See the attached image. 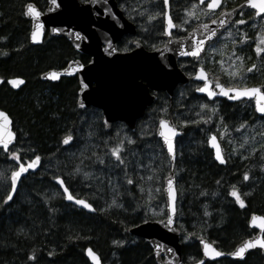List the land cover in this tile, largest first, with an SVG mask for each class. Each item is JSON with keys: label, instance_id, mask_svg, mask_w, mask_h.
<instances>
[{"label": "trees", "instance_id": "1", "mask_svg": "<svg viewBox=\"0 0 264 264\" xmlns=\"http://www.w3.org/2000/svg\"><path fill=\"white\" fill-rule=\"evenodd\" d=\"M44 1L0 0V37H5L0 39V53H4L0 54V78L21 77L25 80V85L18 91H11L6 86L0 88V108L12 117L18 136L11 151H19L22 162L31 159L34 154L40 155L42 161L40 172L22 181L24 198L18 199L17 195L11 203H4L3 198L10 189L9 178L16 166L13 159L0 150V174L3 176L0 179V264H89L85 256L88 247L99 254L103 264H155L148 244L131 236L128 230L147 220L163 218L151 213L157 201L161 205L162 193L158 194V199L149 202L150 188L145 177L148 174L146 167L150 166L153 156L159 162L153 175L158 187L162 189L163 181L171 171L169 160L155 136L161 117L172 118L175 122L179 121L178 116L184 120L198 121L180 125L184 134L179 139L182 149L175 165L177 226L182 232L184 262L193 264L198 260L200 253L195 243L198 236L206 237L224 251L231 250L250 237L253 231L248 227L249 215H264V168L261 167L264 164V135H261L264 133V118L254 113L253 103L208 102L196 96L192 86L178 90L172 100L161 93L138 123L136 132L132 133L124 124H115L112 132L106 133L99 124L97 151L88 147L79 158L69 156L68 150L62 146L64 136L71 134L75 137L77 132L85 129L83 113L75 105L77 84L70 79L58 85L45 84L40 80V74L50 68L63 67L75 55L61 38H47L43 45L31 46V24L23 10L28 2L42 8ZM193 1L173 0L175 22H179L177 11L184 12ZM225 2L227 8H231L243 0ZM243 13L246 23L233 25L229 29L233 35L228 36L222 60L235 58V48V56L243 57L245 66L256 63L257 69L246 73L248 81L241 79L244 83L238 80L230 82L229 77L219 72L215 64H204L212 80L227 86L264 83V53L260 56L255 53V44L259 43V34L264 27L256 23L253 17L249 18V12ZM210 19L202 18L199 21ZM145 26L139 30L138 40L151 49L148 44L156 30H153V26ZM190 26L188 24L186 28ZM237 29L249 39L233 46L232 40L240 39ZM157 32L158 35L161 33L160 26ZM175 34L181 36L185 32L176 31ZM131 47L132 40L129 38L119 44L122 51ZM181 66L192 73V65L183 62ZM201 104H208L209 109L201 108ZM162 108L166 111H161ZM211 108L216 111L213 113ZM200 116L205 119L210 116L211 120L205 123ZM244 122H247L246 126L240 128L239 125ZM223 125H227V130ZM220 132L226 134L221 137L218 135ZM211 134H217L222 144L227 158L225 167L213 160L207 145V138ZM126 136L135 143L128 144ZM245 137L249 138V143L244 142ZM120 139L125 140L122 151L124 165L110 154V149ZM23 144L27 145V150H24ZM240 144H244L245 148L249 146V151L241 148ZM76 145L73 143L71 147ZM94 153L104 160L103 164L97 161ZM76 166L90 172L96 177L95 180L84 179L82 173L71 175ZM245 171L249 172L248 180L243 179ZM54 175H61L74 194V189L83 184L79 197L87 199L95 207H98L100 199L103 200L100 197L106 188V198L112 200V191L111 197H115L117 205L122 207L115 206L104 211L97 209L91 215L68 205L61 193L53 196L54 191H58L53 184ZM129 178L133 184L127 183ZM113 180V184L107 187ZM233 185L241 193L245 206L241 207L230 195ZM95 197L99 199L94 200ZM205 212L209 215H205ZM186 236L190 238L188 242L184 240ZM113 240H123L124 243L113 244ZM50 251L53 252L51 256L48 255ZM33 254L36 257L34 260L30 259ZM262 260L260 254L253 253L242 263L223 260L214 264H262Z\"/></svg>", "mask_w": 264, "mask_h": 264}, {"label": "water", "instance_id": "2", "mask_svg": "<svg viewBox=\"0 0 264 264\" xmlns=\"http://www.w3.org/2000/svg\"><path fill=\"white\" fill-rule=\"evenodd\" d=\"M170 1L171 0H169V3ZM29 3L33 4V6L39 11V16L28 13L27 5ZM29 3L25 6V17L31 22V33L38 30L40 25H43V28L41 29L42 35L39 41H33L30 33L29 39L32 46H41L44 42L45 35L48 33L51 37L66 39L77 53L91 57V62L86 65L80 60H76L69 62L63 69L49 70L41 76V80L43 82L58 83L62 78L77 77L79 82L77 100L78 108L80 110H86L89 107L99 109L102 112L103 126L107 133L112 131L113 125L117 122L124 123L131 132H135L138 121L143 119L146 111L154 105L159 92H164L169 99H173L177 87H186L190 83H198L200 84V87H202L205 83L196 76V72L199 68L196 69L192 76L187 75L186 72L181 69L179 66L180 61L190 60L195 61L196 63L199 61L197 58L181 55L178 38H175L174 36L169 37L166 34L165 29V43L163 46L155 50L149 51L145 49L140 42H135L133 44L134 49L132 51H119L118 43L121 42L123 37L127 35L135 36L137 34V28L135 24L130 22L118 8L117 0H88L85 3H81L78 0H56V3H53L52 0H48V6L44 11H41L35 3ZM245 9L251 8L244 7L243 10ZM219 10L220 9H217L216 12ZM239 12L240 9H237V14L233 17V19L237 18ZM201 24L203 23H198L193 27L197 29V32L194 33L197 38H200L204 34V30L200 28ZM207 24L209 29L217 28L218 36L213 37L211 41L205 42V51L207 46L213 43L219 35L225 31V29L220 28L218 24H212L210 22ZM231 26L232 25L230 24L229 28ZM53 29H59V31L54 32ZM174 30L175 29H172V32ZM191 32L192 30L187 35L179 37L183 38L186 48L188 47L189 41L192 39V36L190 35ZM77 33H79V38H77ZM169 41L172 42L170 43ZM77 45H79V47H77ZM205 51L201 53V58L205 55ZM80 65H83V67H79ZM65 68L69 69L68 73L64 72ZM53 71L60 73L59 78L56 80H52L48 75ZM14 79L8 80V85L12 90L18 91L25 85V80L19 78L22 79L24 83H17L14 85L10 82ZM2 82L3 80L0 79V84ZM84 84H87L88 87L84 88ZM210 86L215 88L213 84ZM215 91L217 92V95L214 97H209L206 93L199 91H196V93L198 96H203L209 101H215L217 99H224L229 103L253 101L255 113L260 118L264 117V114L256 111L254 99L240 98L233 100L221 95L220 89L216 88ZM81 102L84 107H80ZM7 115L10 118L8 113ZM168 120L170 122H174L172 119ZM10 121L11 130L15 133L11 118ZM105 121H107V125H105ZM159 127L160 125L158 121L156 138L160 142L170 161L172 166L171 172L174 173L177 154L173 160L167 152L163 138L159 136ZM182 136L183 132L181 131L175 138V151L176 142ZM16 140L17 135L15 133V139L12 144L9 145V149L5 150L2 146H0V149L4 153H8L9 150L16 144ZM72 142L73 140L70 141L69 144L63 143V146L68 148ZM208 147L213 154L214 161L220 166H225L226 163H221L215 158V149H213L209 143ZM221 153L223 155L222 147ZM15 163L18 164V161H15ZM40 169L41 163L37 169L29 170L28 173L22 175L21 179L18 181L17 190L13 194V200L17 196L22 180L29 175L37 174ZM166 178L163 183L165 214L173 215L171 208L167 207L171 201L168 200L164 187L166 185ZM54 184L63 194V190L59 187L58 182L54 180ZM174 184L177 189L176 176ZM63 196L65 203L74 205L91 215L96 213L95 207L94 211L84 208L81 205H77L73 201L67 200L64 194ZM13 200L9 201V203ZM177 204L178 192L177 199L175 201L176 214L173 216V224L169 225L167 223V216L165 215V219L163 220L164 223H161L160 221H146L129 229L128 231L130 235L143 239L151 247L157 264H185L183 261L182 244L180 240L181 231L176 225L178 215ZM255 215L262 216L258 214ZM252 216L253 214L249 216L248 221L250 229L257 231L256 235L264 234L261 233L260 228L257 226L259 222H257V225L250 223ZM256 235L251 238H254ZM204 242L212 244L204 237H198L196 240V243L201 251V261L203 264L218 261L222 258H229L232 261L240 262L245 260L248 254L254 252H260L264 258V250L259 247L249 249L243 258L233 257L229 255V253L223 252V255L211 258L204 254ZM157 245H161V247L157 248ZM212 246L215 247L213 244ZM168 248H171L173 251L168 252ZM87 249L85 250L87 261L89 264H94V261L88 255ZM96 254L99 256L98 253ZM101 264H103L102 260Z\"/></svg>", "mask_w": 264, "mask_h": 264}, {"label": "snow or ice", "instance_id": "3", "mask_svg": "<svg viewBox=\"0 0 264 264\" xmlns=\"http://www.w3.org/2000/svg\"><path fill=\"white\" fill-rule=\"evenodd\" d=\"M53 3H56V0H52ZM163 2V8L157 11H149L148 8H142L141 11L138 13L141 17H144L146 15L147 21L151 22L156 20L157 18H163L164 20V29L166 34L169 37L173 36L172 29H182L184 28L185 24H189L192 19L199 20L200 16L197 15V12L194 11V9L199 8V11L205 15L209 16L214 15L217 9H220L219 15L216 19H211L210 23L212 24H218L220 28L225 29V32L228 36H232L233 33L231 30H229V26L231 25H244L246 23V20L243 18V8L249 7L253 12L254 18H260L264 20V0H243L242 5H237L235 8H227L225 4V0H198V3L191 4L190 8H185L184 11L187 13V15L180 19L179 23L174 22L173 17L171 15L170 11V3L169 0H162ZM237 9H240L239 16L240 19H233V17L237 14ZM28 13L31 15L39 16V11L33 6V4L29 3L27 5ZM43 28V25H40L38 27V30L33 31L31 33V39L33 41H39L41 39V29ZM200 28L204 30V34L197 38L194 33L197 32L196 28L192 29V32L190 35L192 36L191 41H189L188 47L186 48L184 45L183 38H178V43L180 45V54L183 56H190L197 58L199 61L201 58V53L205 51V42L211 41L213 37L218 36V30L217 28H211L209 29V26L207 23H203L200 25ZM54 32L59 31V29H53ZM237 33L240 37V39H233L232 44L235 46L238 43H243L244 41L248 40L249 37L241 32L239 29H237ZM77 38H79V33L76 34ZM260 35V41L259 43L255 44V53L257 56H260L262 53H264V28H262V33ZM0 39H5V37H0ZM170 43L172 41H169ZM79 47V45H77ZM212 51H216L215 48L212 49ZM4 54V53H0ZM233 55L234 60L233 64L229 67L231 68V71L228 72V75L232 77L233 79L239 77L240 79L246 78V73L252 72L254 69H257V64L252 63L250 66H245L244 64V58L241 56H235V48H233ZM239 61V65L236 66L235 61ZM221 66L225 64V61L221 60L219 62ZM79 67H83V65H80ZM65 73L69 72L68 68L64 69ZM49 77L52 80H56L59 78L60 73L59 72H50ZM197 78L203 80L205 83L202 87L197 88L196 90L202 93H206L209 97H214L217 95V92L215 91L216 88L220 89V94L228 97L229 99H240V98H251L255 100V108L256 111H258L261 114H264V85H253V86H247L246 84L243 87L240 86H225L224 84L220 83L218 80L215 81V88L211 87L210 85L213 83L212 80L209 79V74L206 71L204 65L201 63L199 70L196 72ZM12 84L16 85L17 83L22 84L24 81L22 79H14L10 81ZM84 88H87L88 85L84 84ZM232 94V95H230ZM80 107H84L83 103H80ZM201 108L203 109H209L208 104H201ZM161 111H166V109H161ZM210 111L213 113L216 111L215 108H211ZM222 119V118H221ZM200 120H203L205 123L210 122L211 117L209 116L207 119H205L204 116H200ZM198 121H190V120H182L178 122H170L168 119H165L164 117H161L159 119V136L163 138L164 145L167 148V152L170 154L171 158L174 160L176 156L175 151V138L179 135V133L182 131V128L180 125H187L189 123H197ZM105 125H107V121L104 122ZM247 122L241 123L239 125L240 128H244L246 126ZM11 121L8 117L7 113L3 110H0V146L3 147V149L8 150L9 145L12 144L13 140L15 139V133L11 130ZM223 127L227 130V125H223ZM92 133H89L91 135ZM226 134V132H220L218 135L223 137ZM261 135H264V133H261ZM128 144H133L135 141L131 137H125ZM73 140V136L71 134H67L63 138L64 144H69L70 141ZM245 142H247V137H245ZM208 143L211 145L213 149H215V158L220 161L221 163H226L225 157L221 153V145L218 141L217 134H212L208 138ZM241 148L244 147V144L239 145ZM125 148V140L120 139L116 142L115 146H113L110 149L111 156H114L116 158V161L119 162V164L124 165L125 160L122 155V151ZM264 148V146H262ZM255 151V149H253ZM93 155H96L95 153ZM11 156L16 161H18L17 166L15 169L11 172V185L10 189L7 191L6 196L3 198L4 203H7L11 200H13V194L17 190L18 181L21 179L23 174H26L29 172V170H35L38 168V166L41 163V156L38 154H34L31 159H28L26 162H21V155L19 151L13 150L11 151ZM246 158V157H245ZM96 159L100 164L104 163V160L99 156L96 155ZM262 168H264V164L261 165ZM82 173V176L84 179H88L91 176V173L88 171H83V169L79 166H76L72 169L71 175L76 176L80 175ZM0 179H3L2 174H0ZM53 180L58 182V185L63 190V194L65 195L66 199L69 201L75 202L77 205H81L84 208L95 210L92 203H90L87 199L79 198L76 195L73 194V192L70 190V187L65 183V179L61 177V175H54L52 177ZM143 179V178H142ZM149 180H152L153 177H148ZM157 179H159L157 177ZM174 173L169 172L168 177L166 178V195L168 197V200L171 201L167 205V207L171 208V211L173 215H167V223L169 225L174 223L173 216L176 214V207H175V201L177 199V189L174 184ZM243 179L248 180L249 179V172L245 171L243 173ZM128 184H133V180L129 178L127 180ZM141 192L144 191L143 188L140 189ZM161 192V188L157 187L155 189V193L159 194ZM230 195L233 196L236 201L240 204L241 207L244 206L245 201L241 198V193L238 191L236 186H232ZM155 196L152 193L151 190H149L148 194V201L150 202L152 199H154ZM113 205H116L118 207H122V205H117V201L113 199L112 201ZM205 215H209V213L205 212ZM161 223H164V221H160ZM257 222L258 225H257ZM251 224L257 225L261 233H264V216H257L253 214L251 221ZM74 238V237H73ZM113 244H119L122 245L124 243L123 240L112 241ZM161 245H157V248H160ZM264 250V234H258L254 238L246 239L243 241L240 245L236 247V249L229 253V255L233 257H239L243 258L245 256V253L249 249L257 248ZM168 252H172L173 250L171 248L167 249ZM89 257L94 261V264H101L100 257L91 249H87ZM204 254L208 257L215 258L223 255V253L219 250H217L215 247L212 246V244L204 242ZM49 256L53 255V252L48 253ZM35 255L33 254L30 256V259H35ZM196 264H203L202 261H196Z\"/></svg>", "mask_w": 264, "mask_h": 264}, {"label": "rangeland", "instance_id": "4", "mask_svg": "<svg viewBox=\"0 0 264 264\" xmlns=\"http://www.w3.org/2000/svg\"><path fill=\"white\" fill-rule=\"evenodd\" d=\"M158 3H159V0H140L139 1V5H138V9H139V11L138 12H140L141 11V9L142 8H148L149 9V11H157V10H160V8L158 7ZM194 3H196V2H194ZM225 4H226V2H225ZM227 5V4H226ZM137 9V10H138ZM129 11V10H128ZM194 11H196L197 12V15H199L200 16V19H202V18H205V19H207V18H211L212 17V15L210 14L209 16H205V15H203L200 11H199V8H197V9H194ZM129 14H131L130 12H129ZM132 15V14H131ZM177 15H178V21L180 22V19L181 18H183V17H185L186 15H187V13L184 11V12H180V10H178L177 11ZM133 17H135V15H133ZM143 18H145L146 19V22L145 23H147V24H150V25H152L154 28H153V30H156V32H157V29H158V27L159 26H161V24H162V18H157L156 20H154V21H151V22H149V21H147V17H146V15L143 17ZM199 19V20H200ZM199 20H196V19H192L191 20V22L189 23V24H191V27L197 22V21H199ZM178 22V23H179ZM186 25H188V24H185V26H184V28H182V29H177L178 31H181V32H186L188 29L186 28ZM142 26V25H141ZM146 27V26H145ZM152 33L153 35H154V37L157 39L156 41H154V40H152V43H151V46L152 47H155V44H157V45H160V44H162L163 43V40H161L158 36H162L163 35V33H162V31H161V33H159V35H158V32L157 33ZM228 44V36L226 35L225 37H222L221 38V40L219 41V43L218 44H216V45H214L210 50H209V52H208V56L207 57H205L204 59H202L201 61H200V64L202 63V64H206V63H208V64H215L217 67H218V71L219 72H223V73H225L228 77H229V80H230V82H232V81H234V80H238V82H242V83H244V82H247L248 80L245 78V81H244V79H238L239 77H237V78H235V79H233L232 77H230L229 75H228V72H230L231 71V68L229 67L230 65H232L233 64V60H234V58H229V57H226V59L225 60H223V61H225V64L223 65V66H221V64L219 63L222 59H224V49H225V46ZM213 48H215L216 49V51H212V49ZM235 64H236V66H238L239 65V62H238V60L237 61H235ZM99 117H100V115L97 113V112H92V111H88L87 113H85L84 115H83V118H84V120H85V129H86V131H87V136H86V138H85V144H80V145H76L75 147H71V148H67V150H68V154H69V156H75V157H80V155L85 151V147H86V145H88V144H93L94 143V138L95 137H97V131H98V128H99V121H100V119H99ZM181 118H183V117H180V116H178V120L179 121H182V120H184V119H181ZM89 133H92L91 135H89ZM245 142V141H244ZM247 143H249V138H247ZM245 144V143H244ZM245 147H243V149H244ZM245 149H247L248 151H249V146L247 147V148H245ZM12 158V157H11ZM159 162H158V159L157 158H155V156H153L152 157V162L150 163V166H148V167H146V169L148 168V175L150 176V175H152L151 177H153V175H154V172H155V167H156V164H158ZM81 176H82V174H81ZM95 176L94 175H91L88 179H91V180H95ZM154 179V178H153ZM149 180V179H147L148 181H147V185L149 186V190H151L152 191V193L154 194V196H155V198L154 199H152L153 201H155L156 199H158V194H156L155 193V189L158 187L157 186V182L155 181L154 182V180ZM101 182H103V181H101ZM148 190V191H149ZM111 193H112V191H111ZM161 193H162V195H163V188L161 189ZM24 195H25V191H23V190H19V194H18V199H23L24 198ZM115 198V197H114ZM163 198V197H162ZM116 200V199H115ZM160 200V199H159ZM112 201H113V199L111 200V203H109V202H106V201H104V204L102 205V204H100V201H99V203L98 204H100V206H98V209H100V211H104V210H106L107 208H111V207H115L116 205H113L112 204ZM162 202V201H161ZM107 203V204H106ZM158 203V201L154 204V206L152 207V212L151 213H155V214H157V215H162L163 213H164V202H162V204L161 205H158L157 204ZM189 236H186L185 237V241L186 242H188L189 241Z\"/></svg>", "mask_w": 264, "mask_h": 264}, {"label": "flooded vegetation", "instance_id": "5", "mask_svg": "<svg viewBox=\"0 0 264 264\" xmlns=\"http://www.w3.org/2000/svg\"><path fill=\"white\" fill-rule=\"evenodd\" d=\"M78 1H80L81 3H85V2H87L88 0H78ZM139 1L140 0H117V4H118V7H119V9H121L122 11H123V14L127 17V19L130 21V22H132V23H134L135 24V26H136V28H137V34L135 35V36H126V37H124V38H129L130 40H132V44L135 42V40H138V33H139V30L144 26L145 27V25H148V27H151L152 25H150V24H147V23H145L146 22V19L145 18H143V19H141L139 16V9H138V5H139ZM160 1V9H162L163 8V2H162V0H159ZM194 2H196L195 0H194ZM29 3V2H28ZM27 4V3H26ZM26 4L24 5V8H23V10H24V16H25V6H26ZM36 5V4H35ZM172 5H173V0H171L170 1V6H171V15H172V17H173V20H174V15H173V12H172ZM47 6H48V0H45L44 1V3H42L41 4V7L42 8H39L41 11H44L46 8H47ZM138 9V10H137ZM129 10V11H128ZM245 11H247V12H249V18H252L253 17V12H254V10H252V9H246ZM245 11H243V12H245ZM129 12L132 14H129ZM133 15H135V17H133ZM240 16H238L237 17V19L239 18ZM26 18V17H25ZM214 19V18H213ZM253 19L256 21V23H258L259 25H261V26H263L264 27V20H262V19H260V18H254L253 17ZM27 20V19H26ZM29 21V20H28ZM30 22V21H29ZM174 22H175V20H174ZM202 22H209V21H202ZM177 23V22H176ZM30 24H31V22H30ZM142 25V26H141ZM143 27V28H144ZM161 31H162V33H163V30H164V20H163V18H162V24H161ZM188 30L185 32V34L184 35H186L187 33H189L192 29H193V26L192 27H190V28H187ZM30 31H31V29H30ZM176 36V35H175ZM29 37H30V35H29ZM47 38H54V37H51L48 33L45 35V38H44V41L47 39ZM161 40H163V43L162 44H160V45H157V44H155V47H152L151 46V43H152V40H154V41H156L157 39L154 37V35L152 34V36L150 37V43L148 44V46L149 47H151V49L153 50V49H156V48H158V47H160L161 45H163L165 42H164V36L162 35H160V37H159ZM61 39H63V40H65L67 43H68V45L70 46V48H71V50L73 51V53H74V55H75V57L73 58V59H71V60H68L67 61V63L63 66V67H60V68H50V69H57V70H60V69H63L69 62H71V61H76L77 59H79L83 64H88V63H90L91 62V57L90 56H88V55H81V54H79V53H77L73 48H72V46L70 45V43L66 40V39H64V38H61ZM30 40V39H29ZM147 41H149V40H147ZM44 43V42H43ZM43 45V44H42ZM144 45V44H143ZM145 46V45H144ZM148 49V48H147ZM132 50V47L129 49V50H127V51H131ZM150 50V49H149ZM187 64H190V65H192V73H189V72H186V73H188L189 75H193L194 73H195V70H196V68L199 66L198 64H199V62H198V64L197 63H195L194 61H185ZM50 69H47V70H45V71H48V70H50ZM45 71H43V72H45ZM68 79H70V80H73V81H75L76 82V84H77V87H76V90H75V105H76V108L79 110V111H81L82 113H83V115L85 114V113H87L88 111H92V112H97L99 115H100V117H99V119H100V121H99V124H101L102 126H103V116H102V112L99 110V109H97V108H94V107H89L88 109H86V110H80L79 108H78V106H77V100H78V92H79V82H78V78L77 77H73V78H63V79H61V81H59L58 83H49V82H45V84H49V85H58V84H60V83H62V82H64L65 80H68ZM2 86H6L8 89H10L11 91H14V90H12L11 88H10V86L8 85V83L5 81V82H2L1 84H0V88L2 87ZM188 86H192V87H194V92H195V95L196 96H198L197 95V93H196V89L197 88H199L200 87V84H198V83H190V85H188ZM188 86H186V87H182V86H179V87H177V90H176V93H175V95L177 94V92H178V90H182V89H185V88H187ZM161 94V93H160ZM165 94V93H164ZM158 97H159V94H158ZM198 97H201V98H203L204 100H206L203 96H198ZM175 98V97H174ZM173 98V99H174ZM169 99V98H168ZM170 100H172V99H170ZM218 101H220V102H222V101H226L227 103H229L227 100H224V99H222V100H216L215 102H218ZM229 104H237V103H229ZM1 110H3V111H5V112H7L6 110H4V109H2V108H0ZM8 113V112H7ZM9 114V113H8ZM9 116H10V114H9ZM10 118H11V120H12V122H13V119H12V117L10 116ZM116 124H124V123H116ZM125 125V124H124ZM137 126H138V123H137ZM13 129H14V124H13ZM15 131V130H14ZM16 133V132H15ZM16 135H17V133H16ZM18 137V136H17ZM16 143H17V140H16ZM74 142H72V144H73ZM71 144V145H72ZM16 145V144H15ZM70 145V146H71ZM62 146H63V142H62ZM64 147V146H63ZM65 148V147H64ZM69 148V147H68ZM65 149H67V148H65ZM181 146H180V143H179V140L177 141V143H176V152H177V161H178V158H179V154H180V152H181ZM222 149H223V147H222ZM12 150V149H11ZM11 150H9V152L8 153H4V154H6V155H9L10 157H12L11 156ZM2 151V150H1ZM223 153H224V149H223ZM212 156H213V154H212ZM226 158V157H225ZM214 160V159H213ZM177 161H176V163H177ZM22 162V161H21ZM14 164H15V161H14ZM226 165H227V158H226ZM225 165V166H226ZM15 166H17L16 164H15ZM225 166H223V167H225ZM41 167H42V162H41ZM41 170V169H40ZM40 172V171H39ZM162 202H164V199L162 200ZM245 205V204H244ZM248 221H249V217H248ZM248 227H249V224H248ZM250 229V228H249ZM251 230V229H250ZM251 231H253V230H251ZM257 234V231H253L252 232V234H251V236L250 237H247L246 239H249V238H251V237H253L254 235H256ZM199 237V236H198ZM197 237V238H198ZM197 238L195 239V243H196V240H197ZM246 239H244V240H242L241 242H239L238 244H240V243H242L243 241H245ZM142 240V239H141ZM186 242V241H185ZM211 242V241H210ZM146 243V242H145ZM181 243H183L182 242V240H181ZM212 243V242H211ZM147 244V243H146ZM197 244V243H196ZM214 246H215V244L214 243H212ZM238 244H236L231 250H228V251H224V250H221V249H219V248H217L216 246V248L219 250V251H221V252H223V253H230V252H232L234 249H235V247L238 245ZM149 246V245H148ZM197 246H198V244H197ZM150 247V246H149ZM150 250H151V252H152V255H153V258H154V261H155V264H157V262H156V259H155V256H154V254H153V251H152V249H151V247H150ZM198 250H199V253H200V255H199V258H198V260L199 261H201V259H202V255H201V251H200V248H199V246H198ZM254 253H257V254H260L259 252H254ZM182 254H183V244H182ZM251 254H253V253H251ZM251 254H248L247 255V257L245 258V260H243V261H240V262H237V261H232L231 259H229V258H222V259H220V260H218V261H214V262H208V263H206V264H214V263H218V262H221V261H223V260H229V261H232V262H235V263H242V262H245L246 260H248L249 259V256L251 255ZM261 255V254H260ZM261 257H262V255H261ZM262 264H264V258L262 257ZM198 260H196V261H198ZM183 261H184V258H183ZM185 263V262H184ZM186 264V263H185ZM193 264H196V262H194Z\"/></svg>", "mask_w": 264, "mask_h": 264}, {"label": "bare ground", "instance_id": "6", "mask_svg": "<svg viewBox=\"0 0 264 264\" xmlns=\"http://www.w3.org/2000/svg\"><path fill=\"white\" fill-rule=\"evenodd\" d=\"M143 1V0H142ZM194 2V1H193ZM158 7L160 8V1H159V3H158ZM141 19H143V17H141V16H139ZM29 43H30V40H29ZM31 45V44H30ZM32 46V45H31ZM50 70H54V69H50ZM49 71V70H48ZM47 71H45V72H42L41 74H40V80H41V76L44 74V73H46ZM14 78H21V77H11V78H8L7 80H5V79H3V78H0L1 80H3V82H7L8 83V80H11V79H14ZM63 79V78H62ZM42 81V80H41ZM61 81V80H60ZM43 82V81H42ZM86 136H87V131H86V129H84V130H81L80 132H77L76 133V136L75 137H73V142L74 143H76V144H78V145H82V144H85V138H86ZM99 137V134H98V131H97V137H95L93 140H94V143L93 144H88V145H86V147H85V151L86 150H88L87 148L88 147H90L89 149H93V150H96L97 151V149H98V146H97V141H98V138ZM98 138V139H97ZM75 139H76V141H75ZM23 147H24V150H27L28 149V147H27V145H25V144H23ZM84 151V152H85ZM95 151V152H96ZM83 152V153H84ZM82 153V154H83ZM81 154V155H82ZM80 155V156H81ZM76 158H79V157H76ZM93 169V168H92ZM96 172H99L98 170H95ZM30 176V175H29ZM28 176V177H29ZM10 177H11V175H10ZM28 177H26V178H28ZM145 177L148 179V177H150L148 174H146L145 175ZM25 178V179H26ZM24 180V179H23ZM22 180V181H23ZM9 182H10V178H9ZM113 182H114V180L113 181H111V182H109L108 183V185H107V187H109L111 184H113ZM115 182H116V180H115ZM119 182V181H118ZM21 184H22V182H21ZM21 184H20V187H19V190L21 189ZM53 184H54V180H53ZM11 185V184H10ZM55 185V184H54ZM56 186V185H55ZM57 188V187H56ZM84 188V185L83 184H81V185H78L75 189H74V192L76 193V194H74V195H76L77 197H79V195L78 194H81L82 193V189ZM58 189V188H57ZM19 190H18V192H17V195L19 194ZM59 191V192H58ZM58 191H54V193H53V196L55 197V196H57L58 194H60L61 192H60V190L58 189ZM107 193H108V189L106 188V191L104 192V193H101V196L102 197H100V198H103V200L104 201H106V202H108L109 201V203H111V201H110V199H108V198H106V196H107ZM111 194L112 193H110V198L111 199H114V197H111ZM60 195H62V193L60 194ZM17 197V196H16ZM63 197V196H62ZM80 198V197H79ZM85 199V198H84ZM94 200L95 199H99L98 197H95V198H93ZM102 199H100V204H104V201H103ZM7 203H9V202H7ZM99 203V202H98ZM97 203V204H98ZM100 204H98V206H100ZM94 206V205H93ZM95 207V206H94ZM95 209H96V212H97V209H98V207H95ZM252 214H258V213H252ZM251 215V214H250ZM249 215V216H250ZM258 215H262V214H258ZM262 216H264V215H262Z\"/></svg>", "mask_w": 264, "mask_h": 264}]
</instances>
